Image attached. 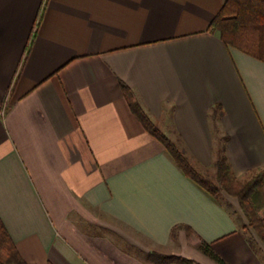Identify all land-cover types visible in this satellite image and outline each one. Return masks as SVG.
Returning a JSON list of instances; mask_svg holds the SVG:
<instances>
[{"label":"crops","instance_id":"0c3cea01","mask_svg":"<svg viewBox=\"0 0 264 264\" xmlns=\"http://www.w3.org/2000/svg\"><path fill=\"white\" fill-rule=\"evenodd\" d=\"M224 0H0V220L25 264H264L244 219L182 174L264 168V62L209 25ZM28 47V49H27ZM264 226V221H263Z\"/></svg>","mask_w":264,"mask_h":264},{"label":"trees","instance_id":"16d2710c","mask_svg":"<svg viewBox=\"0 0 264 264\" xmlns=\"http://www.w3.org/2000/svg\"><path fill=\"white\" fill-rule=\"evenodd\" d=\"M212 32H218L222 42L228 46L264 62V0H224L221 9L209 25ZM28 49V47H27ZM121 89L135 117L144 129L157 140L169 154L184 176L193 181L213 199L221 202L219 195L224 191L238 201L244 219V230L252 229L264 247V201L258 195L264 187V168L257 171L254 178L241 184L234 176L224 156V148L217 151L215 176L217 184L204 179L195 164L170 140L133 100L129 89L121 84ZM264 198V197H263ZM222 203V202H221ZM227 208V206H225ZM228 209V208H227ZM229 210V209H228ZM230 211V210H229ZM232 213V212H231ZM236 215L235 213H232ZM237 219H241L237 217ZM249 244H255L248 238ZM198 250L217 264H227L215 254L211 246L201 242ZM152 264H191L190 261L174 255L148 254ZM0 264H25L19 256L13 241L0 220Z\"/></svg>","mask_w":264,"mask_h":264},{"label":"rangeland","instance_id":"374dc122","mask_svg":"<svg viewBox=\"0 0 264 264\" xmlns=\"http://www.w3.org/2000/svg\"><path fill=\"white\" fill-rule=\"evenodd\" d=\"M176 143V142H175ZM177 144V143H176ZM180 148V147H179ZM193 163V162H192ZM194 164V163H193ZM196 167V166H195ZM197 170L199 171V173L202 175V177L208 181H210L211 183H213L214 185L217 184L216 182V176H215V169L214 168H208V169H201V168H198L196 167ZM257 172L245 177L244 179H241L238 181L241 183V184H246V183H250L249 181L255 177ZM263 191L260 190V194L258 195V197H260L262 199L261 202L264 201V187L262 188ZM219 199L221 200V202L227 206V208L232 212V213H235L236 217H239L241 219H243V215L240 211V208H239V205H238V201L234 198V197H231L229 196L228 194H226L224 191H221L220 195H219ZM247 235H248V238L252 240V242L254 244H257L258 242V239L256 237V234L255 232L252 230V229H249L247 230ZM156 254H159V253H156Z\"/></svg>","mask_w":264,"mask_h":264}]
</instances>
